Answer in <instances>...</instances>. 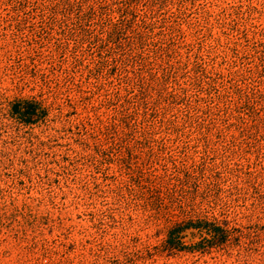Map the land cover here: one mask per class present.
<instances>
[{
  "label": "rangeland",
  "instance_id": "rangeland-1",
  "mask_svg": "<svg viewBox=\"0 0 264 264\" xmlns=\"http://www.w3.org/2000/svg\"><path fill=\"white\" fill-rule=\"evenodd\" d=\"M0 264H264V0H0Z\"/></svg>",
  "mask_w": 264,
  "mask_h": 264
},
{
  "label": "trees",
  "instance_id": "trees-1",
  "mask_svg": "<svg viewBox=\"0 0 264 264\" xmlns=\"http://www.w3.org/2000/svg\"><path fill=\"white\" fill-rule=\"evenodd\" d=\"M38 103L33 101V100H28V99H20L16 100L15 102L12 103L11 109L12 113L18 117L21 121L24 123H31L32 121V116L36 115L41 112H37L35 109L37 107ZM36 106V107H35ZM213 231H216L219 229L218 226H214L211 228ZM178 226L173 227L168 231L167 239L166 242L170 248H180L181 242L177 238L178 234ZM177 238V239H176Z\"/></svg>",
  "mask_w": 264,
  "mask_h": 264
}]
</instances>
